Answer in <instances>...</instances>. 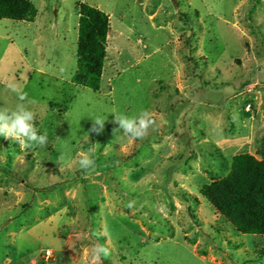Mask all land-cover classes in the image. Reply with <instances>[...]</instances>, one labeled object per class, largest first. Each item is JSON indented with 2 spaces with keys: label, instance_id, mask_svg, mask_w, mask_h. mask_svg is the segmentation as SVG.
Wrapping results in <instances>:
<instances>
[{
  "label": "rangeland",
  "instance_id": "rangeland-1",
  "mask_svg": "<svg viewBox=\"0 0 264 264\" xmlns=\"http://www.w3.org/2000/svg\"><path fill=\"white\" fill-rule=\"evenodd\" d=\"M32 1L31 20L0 17V107L24 103L48 142L0 136V264H264V233L200 191L233 154L264 158V0ZM81 2L108 16L97 90L72 80ZM143 110L145 139L114 123Z\"/></svg>",
  "mask_w": 264,
  "mask_h": 264
},
{
  "label": "trees",
  "instance_id": "trees-1",
  "mask_svg": "<svg viewBox=\"0 0 264 264\" xmlns=\"http://www.w3.org/2000/svg\"><path fill=\"white\" fill-rule=\"evenodd\" d=\"M75 83L97 90L105 53L108 16L86 2L79 4ZM32 0H0V17L31 20ZM201 193L239 232L264 233V158L235 153L228 171L202 184Z\"/></svg>",
  "mask_w": 264,
  "mask_h": 264
},
{
  "label": "clouds",
  "instance_id": "clouds-1",
  "mask_svg": "<svg viewBox=\"0 0 264 264\" xmlns=\"http://www.w3.org/2000/svg\"><path fill=\"white\" fill-rule=\"evenodd\" d=\"M8 88L16 93L20 101L26 99L27 93L16 84L10 83ZM35 121V112L24 103L17 104L14 109L0 107V136L18 142L22 149L43 147L48 142L47 132L39 133ZM114 123L118 124V129H122L125 136L132 139H145L150 129L155 131L157 128L156 118L147 110L134 116L115 114ZM104 124L105 119L95 118L92 130L99 133L103 131ZM93 151L89 149V153ZM79 164L81 169L87 171L95 167V160L90 154H83L79 159ZM131 206L130 203L129 207ZM96 235L99 236L102 233ZM110 254V249L106 244L97 243L92 249V260L93 262L100 261L101 258H108Z\"/></svg>",
  "mask_w": 264,
  "mask_h": 264
},
{
  "label": "built area",
  "instance_id": "built-area-1",
  "mask_svg": "<svg viewBox=\"0 0 264 264\" xmlns=\"http://www.w3.org/2000/svg\"><path fill=\"white\" fill-rule=\"evenodd\" d=\"M45 252L47 256L51 254L49 249H47Z\"/></svg>",
  "mask_w": 264,
  "mask_h": 264
},
{
  "label": "crops",
  "instance_id": "crops-1",
  "mask_svg": "<svg viewBox=\"0 0 264 264\" xmlns=\"http://www.w3.org/2000/svg\"><path fill=\"white\" fill-rule=\"evenodd\" d=\"M1 264H8L7 262L1 263Z\"/></svg>",
  "mask_w": 264,
  "mask_h": 264
}]
</instances>
